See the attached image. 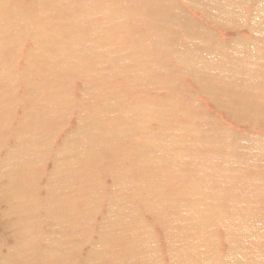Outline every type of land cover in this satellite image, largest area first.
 Listing matches in <instances>:
<instances>
[{"label":"bare ground","instance_id":"obj_1","mask_svg":"<svg viewBox=\"0 0 264 264\" xmlns=\"http://www.w3.org/2000/svg\"><path fill=\"white\" fill-rule=\"evenodd\" d=\"M116 253H264V0H0V264Z\"/></svg>","mask_w":264,"mask_h":264},{"label":"rangeland","instance_id":"obj_2","mask_svg":"<svg viewBox=\"0 0 264 264\" xmlns=\"http://www.w3.org/2000/svg\"><path fill=\"white\" fill-rule=\"evenodd\" d=\"M19 1V0H17ZM23 2V0H22ZM195 2V1H192ZM192 8L188 7V16L193 19H201L203 16L199 13V11L195 10L194 5H191ZM193 9V10H192ZM188 23V25H190ZM204 24L208 26L210 30H212L217 37L220 39L222 37H226L229 34L228 33H222L221 30L213 25H210L208 22L204 21ZM191 27H194L190 25ZM190 27V28H191ZM188 28V29H190ZM27 44L23 46V50L27 49ZM185 85H190V87H194V85L190 82L189 79H184ZM79 81L76 80L74 82V89H78ZM160 90V89H158ZM157 93V92H156ZM153 95V98L155 99V96H158L157 94ZM164 93H161L160 95H163ZM198 100L203 101L207 108L211 111H213V105L211 103L210 98L206 97V95H203L202 93L198 94L197 96ZM219 117L222 120H226L228 124L233 125L234 122L230 119H227L223 116V114H219ZM75 119H70L68 122H66V126H72L74 124ZM68 128V127H67ZM238 128H241L240 126ZM60 139L56 138L54 143H57ZM166 160V159H165ZM163 161V159H162ZM103 177V176H102ZM105 178V177H103ZM107 179L106 183H109V179ZM215 194H218L216 190L212 191ZM169 206V205H167ZM117 257L115 258V264H228L227 262H224L221 258H210V257H204L203 255L208 256V253H128L127 256L124 258L120 255V253H116ZM153 256V260H151ZM149 259V260H148ZM148 261V262H146ZM105 264H113L112 262H107ZM230 264H264V253H236V256L234 258V261Z\"/></svg>","mask_w":264,"mask_h":264}]
</instances>
